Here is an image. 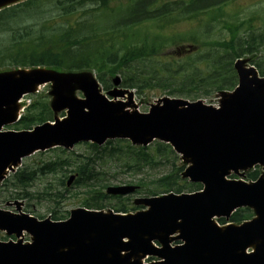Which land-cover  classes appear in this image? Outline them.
I'll return each mask as SVG.
<instances>
[{"label":"water","instance_id":"1","mask_svg":"<svg viewBox=\"0 0 264 264\" xmlns=\"http://www.w3.org/2000/svg\"><path fill=\"white\" fill-rule=\"evenodd\" d=\"M22 1L0 0V10ZM245 64L235 63L238 88L221 94L219 109L201 101L164 98L148 114L125 110L135 106L132 94L124 90L108 95H127L126 103L108 101L88 73L0 72V183L21 158L35 152L127 139L137 146L153 140L169 144L188 165L182 178L204 186L201 193L136 200L135 205L148 210L133 215L77 209L65 222L37 220L21 213L15 202L18 214L0 210V231L17 238L16 243L0 242V264H143L147 257L159 260L150 264H264V78ZM48 83L51 110H66V118L32 131L1 132L17 122L21 98ZM113 84L118 86L119 79ZM76 91L84 99L75 97ZM256 165L263 167L256 183L225 179ZM135 189L109 187L107 193L125 195ZM242 207L252 209L256 218L223 228L214 222L228 220ZM22 233L30 243H23ZM174 241L182 245L171 247ZM248 249L253 252L247 254Z\"/></svg>","mask_w":264,"mask_h":264},{"label":"trees","instance_id":"2","mask_svg":"<svg viewBox=\"0 0 264 264\" xmlns=\"http://www.w3.org/2000/svg\"><path fill=\"white\" fill-rule=\"evenodd\" d=\"M53 1L60 9L57 18H66L60 30H49L33 24L22 23L29 20L32 13H37ZM230 1V0H226ZM226 1L190 0L186 7L185 0L176 3L160 0H29L0 12V71L13 68L46 67L58 71H94L99 83L105 90L110 87L112 77L119 75L123 88L137 91L172 89L170 95H182L188 98L211 97L222 91H230L236 86V75L232 64L236 58L252 51V47L264 48V35L253 34V19H239L233 23L224 19ZM88 6V9L85 7ZM63 16V17H61ZM81 16L90 19L80 21ZM210 19L204 29L213 23L224 25L229 31V40L210 41L195 34L194 38L179 32L167 36L163 33L176 22ZM260 20H264V12ZM61 21L55 22L59 24ZM251 33L247 39H241L239 32ZM25 31L24 38L17 37L16 31ZM186 34V33H185ZM184 43L206 48L205 54L198 52L185 57L178 56L177 49L164 56L165 48ZM245 48V49H244ZM260 74L264 76V57L255 62ZM51 119L45 102L40 98L33 102L14 126L17 130L31 129ZM86 154L71 161L68 157H56L37 171L22 170L11 183L12 189L21 193L11 194L18 199L35 180L37 173L49 174L59 168L73 167L77 174L75 187H90L102 182V172L97 169V161H117L127 171L140 172L144 168H154L170 163L168 174L155 179L153 185L144 180L137 181V193L147 196L173 192L180 194L200 190V185L188 184L180 179L183 165L168 145L155 144L151 148H136L124 141H109L103 147L86 145ZM61 151V150H59ZM142 172V171H141ZM257 173L248 174L254 180ZM66 175L60 181L64 187ZM107 184L87 192L88 197L83 207L91 210H103L107 207L116 213L132 210L128 198L110 197L104 193ZM64 191L68 190L64 188ZM45 193V194H44ZM42 193L52 201H59L63 195ZM8 199V197H7ZM114 201L113 206H109ZM249 210H238L230 221L240 223L250 217ZM52 220L59 221L56 212ZM223 224V220H219Z\"/></svg>","mask_w":264,"mask_h":264},{"label":"rangeland","instance_id":"3","mask_svg":"<svg viewBox=\"0 0 264 264\" xmlns=\"http://www.w3.org/2000/svg\"><path fill=\"white\" fill-rule=\"evenodd\" d=\"M167 1L177 2L178 0H160L161 3H165ZM207 1H213V0H207ZM88 8H89L88 6L85 7V9H88ZM59 9L60 7H58L57 4H54L53 1H51L43 9H40L37 13L35 12L32 13V15L29 17V20H26L22 23L23 27L18 26V29L20 28L24 29L25 24L27 25L33 24L36 27H44L45 29L58 31L64 25V22L66 20V18H60V17L57 18L58 17L57 15L59 14L57 11ZM224 9H225L224 19L226 21L233 23L235 19L234 16H236L239 19H251V18L253 19L254 18L252 22V26H253L252 33L255 35H259V34L264 35V20L259 19L261 18V15L264 12V0H237L236 3L228 2L224 6ZM236 10H237V13H234L236 12ZM61 19H63V22H60L59 24H55V22L61 21ZM88 19H90L88 16H81L79 20L84 21ZM197 21L201 25H205V24H208L209 19L202 18L201 20H195V22ZM193 23L190 21L182 20L180 22H176L173 25V29L175 31L184 32V36H187V33L185 34V32H188L191 29H193V27H190V24H193ZM203 30L206 32L204 35L205 39H208L210 41L230 39L229 31L225 29L224 25L222 24H212V25H209L206 29H200L201 32ZM243 31L244 30L242 29L239 32V37L241 39H247V37L251 33L249 32L243 33ZM16 32H17L16 38L17 37L24 38L27 35V33L22 30L19 32L18 31ZM192 32L196 33V29H193ZM163 33L169 34L170 28L165 29ZM191 35L193 36L194 34H191ZM189 46L190 44L188 43L179 45V47L184 48V52L185 50H187ZM176 48H177L176 46L165 48L164 56L167 57V55L174 52ZM251 50L252 51L249 54L241 55L242 60H244L247 63L246 65H251L252 61L256 62V61H259V59L264 57V48L252 47ZM184 52L182 53L178 52L177 55L180 57H185L187 55H190V53L192 54V52L190 53H184ZM201 53L204 54V51ZM49 90H50L49 85L40 87L37 94H32V95L24 97L22 99L20 106L26 109V107L30 105L31 99H38V98L40 99L45 96L49 100V96H48ZM171 91L172 89L165 90V89H161L158 86L153 87L152 91L151 90L142 91L141 94L139 93L137 94L134 91V102L137 105V110L141 113L147 112L150 105H152L156 101V99L163 97V96H168V94ZM75 95L78 98H81L80 93H77ZM172 97L182 98V99L191 101V99H187L182 95H172ZM197 98L201 99L207 105H212V106L218 105L219 97L216 95L212 97H208V98H205V97H197ZM63 116H64V113L61 112L58 114H54L53 118H61ZM3 130H14V128L7 127V128H4ZM86 150L87 149L85 148L84 145H77L71 150L64 151V153H61L59 151L56 152L54 150L35 153L34 155H31L30 157L23 159L21 162V166L17 169V171L25 169V168L31 171H34V170L39 171L46 166V164L49 162V159L53 161L56 159V157L64 158L66 156L74 159L77 156L86 154ZM169 165L170 163L168 164L166 162L160 166H157L154 168H151V167L144 168L143 170H141L142 172L137 171L133 173V172L127 171L126 168H124L121 163H117V161H110L107 163L105 161H97L96 166H97V169L102 172L101 179H103V181L96 182L90 187L93 188L94 186V188H99L103 184H107L106 187L107 186H113V187L123 186L126 184H136L137 181L139 180H142V181L144 180L146 184L153 185V182L155 181V179H158L170 172L171 167ZM72 170L74 169L71 166V167H68V169L63 168L60 170L59 168H57L56 171L49 172V174L45 173L43 175V174L37 173L35 180L32 182L30 188L26 190L29 195L27 196L25 194L24 196L21 195L18 199H13L10 197V195L17 194V193L23 194V193L19 192V190L14 191L12 189L11 183L13 181L12 178H13L14 173L8 174L6 181L2 183L0 186V209L16 213L14 207L7 206V203L13 202L12 200H14V201L22 203V207H21L22 212L29 213L30 215L34 216L37 219H45L47 217L51 218L53 215V212H56V215L59 218H63V219L67 218L71 210L83 208L82 207L83 202L88 197L87 192L91 189L90 187L88 188L75 187L73 183V185H71L70 188H67L68 191L65 192L64 188L66 187L65 186L63 187L60 184V181L64 178V175H66L67 177L65 178L64 182L68 180L70 176L75 175L74 173H72ZM258 171L260 172L261 169H258ZM229 179H239V178L234 177V178H229ZM242 180L246 181V179H242ZM103 191H105V189ZM44 192L52 193V194L59 192L63 195V198L59 201H52L47 196H44L42 194ZM127 197H123L122 199H125ZM142 197H146V195L143 193L142 194L137 193V194H134L133 196H130L128 201H125V202L130 203V202H133V200H135L136 198H142ZM114 204L115 202L112 201L110 202L109 206H113ZM137 209H138L136 210L137 212L143 210L140 208H137ZM106 210H108V208H105L104 212H106ZM129 213L132 214L134 213V211L129 212ZM8 239L10 238H7L4 233H0L1 241L7 242ZM23 241L24 242L29 241V237L25 234L23 235Z\"/></svg>","mask_w":264,"mask_h":264}]
</instances>
